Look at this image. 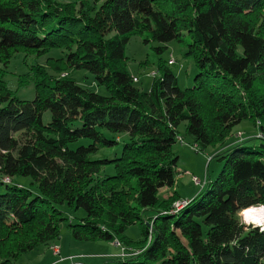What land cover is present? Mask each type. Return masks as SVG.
<instances>
[{"label": "trees", "instance_id": "16d2710c", "mask_svg": "<svg viewBox=\"0 0 264 264\" xmlns=\"http://www.w3.org/2000/svg\"><path fill=\"white\" fill-rule=\"evenodd\" d=\"M133 35L162 43L159 54L170 41L186 45L195 84L180 87L171 64L159 59L150 88L139 89L125 54ZM54 49L47 58L53 72L36 62L18 77L19 88L33 83L36 96L18 97L5 80L11 59ZM65 70L90 72L108 94ZM243 120L259 128V143L243 133L229 140ZM180 137L196 151L219 146L224 166L173 212L179 193L160 191L176 183ZM107 167L113 173L101 178ZM4 183L0 264L57 242L65 204L86 212L69 225L76 240L123 247L116 264H264V232L244 226L240 215L264 205V0H0ZM148 210L154 216L139 241L128 238L127 228Z\"/></svg>", "mask_w": 264, "mask_h": 264}, {"label": "rangeland", "instance_id": "374dc122", "mask_svg": "<svg viewBox=\"0 0 264 264\" xmlns=\"http://www.w3.org/2000/svg\"><path fill=\"white\" fill-rule=\"evenodd\" d=\"M160 45L163 44L153 40L145 42L144 37L141 35H133L130 38L128 44L126 45L125 54L127 57V68L131 75L137 78L135 85L141 90H148L152 83V73L156 71L159 59H163L168 62L170 58H173L175 63L171 64L170 67L176 74L180 87H192L195 84L198 69L195 66L194 59L189 55H185L187 52V46L173 40L166 43L165 45L167 46V49L163 53L159 54L156 47ZM55 51L56 50L54 49L48 55L39 58L32 55L27 56L24 53H17L11 59L7 67L5 80L7 81L9 88L15 91L16 95L21 99H33L36 96V88L34 84L31 83L27 87L19 88L18 77L19 75L28 72L30 66L36 62L46 66L50 72H53L47 64V58L49 56H53ZM63 73L68 74V76L76 80L83 87L89 88L102 95L108 94L107 88L103 85H98L95 82L93 74L86 70H65ZM50 121L51 112L46 111L43 115V122L47 124ZM186 124L187 123L184 122L180 125L179 130L181 134H185ZM241 133L255 138L251 140V144L259 143V139H256L258 135H260L259 128H257L251 120H243L240 124L236 125L232 130V135L229 140L234 141V136ZM186 139L187 140H184V143L178 141L174 145V150L177 152L179 159L177 162L178 174L173 188L183 197L180 199H185V196L190 198L197 196L205 189V186H207H203V183L207 181L206 184H209V182L214 181L224 166V161L216 156L220 150L219 146H209L204 151H196L191 146L190 140L188 138ZM118 148H120V146H118ZM110 151L111 150L107 153L110 154ZM117 152H119V149ZM112 173V167H107L102 169L99 176L103 178ZM194 176L200 180V184H196L195 181H193ZM18 180H20V182L26 187L31 188L33 192H37L33 185L30 184L31 180L29 178H21ZM5 189L6 184H0V194L4 193ZM170 192L171 191L168 190V188H164L160 191V195L168 198ZM260 206L261 205H258L256 207L259 209L264 208ZM61 209L64 212L66 220L60 226V238L57 240L62 247V253L60 256H65L67 254L90 253L91 256H84L85 259L89 258V260L92 261L91 263L87 261L88 264H116L114 257L106 258L101 256L103 254H108L107 252L111 251L112 241L98 240L82 242L74 238L69 225L71 223H78L80 218L85 216L86 212L81 208L76 210L72 209L66 204L62 205ZM153 216V211H146L143 214L144 219L127 228V237L134 241H139L142 236L143 225H146V220ZM241 218H243L242 215ZM51 246L56 252H59L58 247H55L54 244ZM48 247L42 246L32 252L24 254L17 264H43L48 257H51L49 255H52V251L49 250ZM60 256L57 257L60 258ZM76 259V255H70L67 258H62L61 260H69L72 264H80L77 261L84 262V259L82 258H78L77 261ZM64 263L65 262L56 264Z\"/></svg>", "mask_w": 264, "mask_h": 264}, {"label": "crops", "instance_id": "0c3cea01", "mask_svg": "<svg viewBox=\"0 0 264 264\" xmlns=\"http://www.w3.org/2000/svg\"><path fill=\"white\" fill-rule=\"evenodd\" d=\"M235 138V140L236 139H238V137H234ZM168 190H170L171 192L169 193V196H171L174 192H176L177 190H175L174 188H173V190H172V188L171 189H168ZM180 195V194H179ZM180 197L181 198H183L181 195H180ZM195 197V196H194ZM185 199H191V198H193V197H184ZM54 246L55 247H58L59 248V253H57L53 248H52V246L51 247H48V249L49 250H51L52 251V255H49V256H51V257H48V259L43 263V264H56V263H62V262H65L64 264H72V263H70V261L69 260H61L62 258H67L68 256H70V255H76L77 256V259L78 258H82V259H84V262H80V261H77V259H76V261L77 262H79L80 264H88L87 263V261L89 262V263H91L92 261L91 260H89V258H86L85 259V255L86 256H91V254L90 253H79V254H67V255H65V256H60V254L62 253V247L60 246V244L58 243V241L57 242H55L54 243ZM123 247H121V246H119L118 244H117V242L116 241H112V249H111V251L110 252H107L108 254H103V255H101L102 257H106V258H110V257H114V258H117V259H121L122 258V253H123ZM46 255H47V253H46ZM57 256H60V258H58ZM53 257H54V259H53ZM52 258V259H51Z\"/></svg>", "mask_w": 264, "mask_h": 264}, {"label": "clouds", "instance_id": "9594fccd", "mask_svg": "<svg viewBox=\"0 0 264 264\" xmlns=\"http://www.w3.org/2000/svg\"><path fill=\"white\" fill-rule=\"evenodd\" d=\"M260 207H264V205H261ZM241 222L244 226L250 225L252 228L258 227L261 232H264V215L250 217L247 214V210H245V214Z\"/></svg>", "mask_w": 264, "mask_h": 264}, {"label": "built area", "instance_id": "2783aa9c", "mask_svg": "<svg viewBox=\"0 0 264 264\" xmlns=\"http://www.w3.org/2000/svg\"><path fill=\"white\" fill-rule=\"evenodd\" d=\"M168 63H169V64H174V63H175V60H174L173 58H170V59L168 60ZM62 75H65V73H63ZM180 141L183 142L182 139H180ZM192 147H193L195 150L198 149V147H197L196 144H193ZM4 180L7 181V182H9V178H5ZM193 180L195 181L196 184H200V180H199L198 178H196L195 176H194ZM190 201H191L190 199H180V200L176 201V202L174 203V206H173V207H174V210H172V211H173V212H177V211H179V210L182 209L184 206H186L188 203H190ZM117 244L119 245L118 242H117ZM57 253H59V252H57ZM123 255L125 256L124 253H123ZM73 264H77V263H73Z\"/></svg>", "mask_w": 264, "mask_h": 264}, {"label": "bare ground", "instance_id": "6f19581e", "mask_svg": "<svg viewBox=\"0 0 264 264\" xmlns=\"http://www.w3.org/2000/svg\"><path fill=\"white\" fill-rule=\"evenodd\" d=\"M155 72H153L152 74H154ZM134 80H137V78L136 77H134ZM182 139V138H181ZM174 206V205H173ZM187 206V205H186ZM185 206V207H186ZM174 209V208H173ZM171 210V209H170ZM245 210H247V214H248V216H258V215H264V208H257L256 206L255 207H253V206H251V207H249V208H246V209H244L242 212H241V215L242 216H244V214H245ZM137 250V249H136ZM137 254V253H136Z\"/></svg>", "mask_w": 264, "mask_h": 264}]
</instances>
